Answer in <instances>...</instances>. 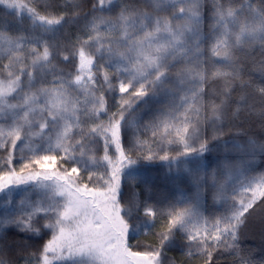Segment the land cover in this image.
<instances>
[{
    "label": "snow or ice",
    "instance_id": "1",
    "mask_svg": "<svg viewBox=\"0 0 264 264\" xmlns=\"http://www.w3.org/2000/svg\"><path fill=\"white\" fill-rule=\"evenodd\" d=\"M258 158L264 0H0V264H264Z\"/></svg>",
    "mask_w": 264,
    "mask_h": 264
},
{
    "label": "trees",
    "instance_id": "2",
    "mask_svg": "<svg viewBox=\"0 0 264 264\" xmlns=\"http://www.w3.org/2000/svg\"><path fill=\"white\" fill-rule=\"evenodd\" d=\"M209 159L212 161L213 164L217 163L219 161V158H216L214 156H210ZM256 167L258 170H264V160H261L258 158V162L256 163ZM161 168H157L153 170L154 172L156 170H159ZM153 182L157 184L158 187L164 190V194L170 198V199H179L180 197H191L193 194V189L191 186L187 183L182 184L181 187L183 191L179 190L174 184L172 186H165L160 185V183L156 182L154 179ZM261 240L259 237V234L257 233L254 238L247 239L243 242V246L245 247H255L259 249Z\"/></svg>",
    "mask_w": 264,
    "mask_h": 264
},
{
    "label": "rangeland",
    "instance_id": "3",
    "mask_svg": "<svg viewBox=\"0 0 264 264\" xmlns=\"http://www.w3.org/2000/svg\"><path fill=\"white\" fill-rule=\"evenodd\" d=\"M213 156L216 157V158H219V160H223V159H225V156H224V154L222 153V151H221V152H218V153H216V154H214ZM227 159H229V160H237V159H239V155L236 154V153H229V154H227ZM257 162H258V159H257L256 163H257ZM163 171H164V169L161 168V169L156 170V171L154 172V173H155L154 176H152L151 173H149V176H150V178H152L153 180L155 179L156 182L160 183V185L172 186L173 183H172L171 181H165V180L162 178V175H161V174L163 173ZM185 183L187 184L188 182H187L186 180H182V181L180 182L181 185H182V184H185ZM0 195H2V194H0Z\"/></svg>",
    "mask_w": 264,
    "mask_h": 264
}]
</instances>
